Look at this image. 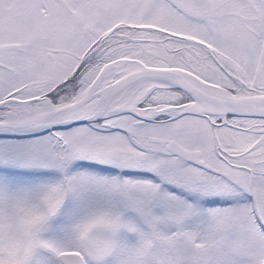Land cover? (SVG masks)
Returning a JSON list of instances; mask_svg holds the SVG:
<instances>
[{
	"label": "snow or ice",
	"instance_id": "1",
	"mask_svg": "<svg viewBox=\"0 0 264 264\" xmlns=\"http://www.w3.org/2000/svg\"><path fill=\"white\" fill-rule=\"evenodd\" d=\"M0 264H264V0H0Z\"/></svg>",
	"mask_w": 264,
	"mask_h": 264
}]
</instances>
